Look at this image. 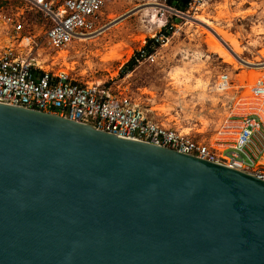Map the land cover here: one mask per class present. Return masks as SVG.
Wrapping results in <instances>:
<instances>
[{"label":"water","instance_id":"obj_1","mask_svg":"<svg viewBox=\"0 0 264 264\" xmlns=\"http://www.w3.org/2000/svg\"><path fill=\"white\" fill-rule=\"evenodd\" d=\"M0 264H264V179L0 103Z\"/></svg>","mask_w":264,"mask_h":264},{"label":"rangeland","instance_id":"obj_2","mask_svg":"<svg viewBox=\"0 0 264 264\" xmlns=\"http://www.w3.org/2000/svg\"><path fill=\"white\" fill-rule=\"evenodd\" d=\"M22 4L0 0V10L23 13L27 32L44 35L43 13L22 9ZM174 9L168 0H107L97 23L100 31L76 40L59 63L75 67L86 81L126 90L156 120L208 142L227 115L229 97L216 89L221 74L229 75L235 91L246 93L264 78V0H211L190 16ZM6 32L0 25V49L8 44ZM149 39L159 40L153 46L156 60L141 56L129 70Z\"/></svg>","mask_w":264,"mask_h":264},{"label":"built area","instance_id":"obj_3","mask_svg":"<svg viewBox=\"0 0 264 264\" xmlns=\"http://www.w3.org/2000/svg\"><path fill=\"white\" fill-rule=\"evenodd\" d=\"M21 1L22 9L42 12L48 27L44 35L32 34L20 19L23 13L9 15L0 10V25L8 40L0 49V103L59 115L264 179V78L255 80L246 93L235 91L229 75L221 74L216 89L229 97L224 103L227 115L207 142L156 120L126 90L103 81H86L74 72L75 67L59 63L76 40L100 31L97 23L107 0ZM210 1L191 0L184 12L190 16ZM139 54L156 60V53L145 48ZM222 81L230 86L224 88Z\"/></svg>","mask_w":264,"mask_h":264},{"label":"trees","instance_id":"obj_4","mask_svg":"<svg viewBox=\"0 0 264 264\" xmlns=\"http://www.w3.org/2000/svg\"><path fill=\"white\" fill-rule=\"evenodd\" d=\"M168 1H169L170 5L175 6L178 10L179 9L186 10L188 5H189V3L191 2V0H168ZM163 31H164V33L166 35L170 34L168 28H164ZM159 45H160L159 40L157 41V40H154V39H149L148 43H147V45L145 47L147 48L149 53H152L155 50L154 49L155 47H153V46H159ZM139 58H140V54L137 53V55L127 65V68L129 70H133L135 68Z\"/></svg>","mask_w":264,"mask_h":264},{"label":"bare ground","instance_id":"obj_5","mask_svg":"<svg viewBox=\"0 0 264 264\" xmlns=\"http://www.w3.org/2000/svg\"><path fill=\"white\" fill-rule=\"evenodd\" d=\"M201 20H202V19H201ZM202 21H204V20H202ZM232 42L234 43L235 41L233 40ZM235 46H236V45H235ZM222 49H223V48H222ZM222 52H224V54H226V55L228 56V58L231 59V58L229 57V54H228V52H227L226 50H223ZM116 55H118L117 52L113 53V56H116Z\"/></svg>","mask_w":264,"mask_h":264}]
</instances>
